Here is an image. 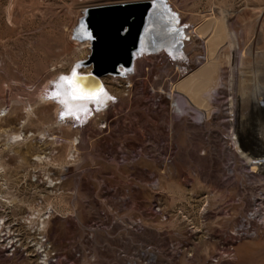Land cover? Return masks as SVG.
I'll list each match as a JSON object with an SVG mask.
<instances>
[{"label": "rangeland", "instance_id": "374dc122", "mask_svg": "<svg viewBox=\"0 0 264 264\" xmlns=\"http://www.w3.org/2000/svg\"><path fill=\"white\" fill-rule=\"evenodd\" d=\"M142 1L153 0H0V126L35 134L0 148V219L18 247L0 264L48 263L36 246L42 219L26 222L33 213L44 215L55 264H264V176L233 143L245 157L262 150L254 137L264 110L253 101L264 90V0H167L191 33L184 59L147 55L131 87L129 75L103 77L115 100L80 125L59 127L55 103L40 98L89 59L90 44L74 34L88 8ZM221 16L237 46L224 42L197 107L194 93L174 89L208 63V38L196 30ZM25 104L36 116L24 119Z\"/></svg>", "mask_w": 264, "mask_h": 264}, {"label": "bare ground", "instance_id": "6f19581e", "mask_svg": "<svg viewBox=\"0 0 264 264\" xmlns=\"http://www.w3.org/2000/svg\"><path fill=\"white\" fill-rule=\"evenodd\" d=\"M151 2H153V10H152L149 22L146 26L145 34L142 38L141 47L135 53L133 67L131 69H127L123 66H120L119 72L117 74H115V75H120V76L129 75L126 79L128 87H131L130 80H131L132 74H134L133 72H136L135 70H137V66H138L139 61L143 60L144 57L146 58V56L149 54H151V55H156V54L158 55L159 54V55H164V56L169 55V57L171 56L172 58H175L176 60L181 61L184 59L185 54H186L185 50H186L187 42L190 41V34L191 33H188V30L182 24L180 18L178 17V15L174 11V9L171 7L170 2L167 0H153ZM196 33L199 35L200 38H208L207 39V46H206L208 48V57H207L208 63H206L203 66V68L196 75H194L190 80L186 81V83H187L186 85H181V84L179 85L178 84L174 90H177L179 88L178 90H182L185 93H190V92L194 93L195 98L192 99L191 103L197 107H204L205 102L201 99L200 95H202V93L204 92V89L207 86H209L210 84L213 83L214 78L217 76V72L220 69L219 51L221 50V48L224 47V45H225L224 42L226 40H229L227 42V44H229L228 46L230 47L231 51L235 50V48L237 46V42H236V37L234 36V33L232 34L227 30L224 16L222 18H212L205 26H203L200 29H197ZM74 34H75L76 38L79 39L80 41H85V43H83V44L86 45V48L89 47V44L91 46L89 34L85 30V27L82 24V20L80 21V23H79L78 27L76 28ZM245 62H242L241 64H239L240 69L248 65L249 62L248 63L246 62L247 65ZM230 66L234 67V62L230 61ZM74 68L78 74H89L92 70L90 67V70L89 71L87 70V73L81 72V69L86 68V67L80 65L79 63H77ZM73 69H72V71H73ZM72 71L68 75H64V76L69 77L68 83H70V75L72 74ZM260 73H261V71H260ZM262 73H264V71H262ZM231 76H233V75H231ZM60 77H58L57 79H54L52 81L51 87L48 88L46 94L41 95L40 98H41V100H50V101L52 100L53 103H55V105H56V113L55 114L57 115V124L61 128L67 127L69 124H72V125L73 124H77V125L82 124L83 118L86 115L87 116L88 115L95 116L98 114L105 113V111L109 108L110 104L115 100V96L107 90L106 86L104 85L103 78H102L101 82H102V85L104 88V94L98 100L101 103H98V101H81V102L72 103V105H66V104L59 103L58 100H61V99L71 100V98L68 96V90L70 89L68 87V85H63V87H61V88L56 87L58 82L61 84H64V82L60 81ZM206 81H208L210 83H208V82L206 83ZM231 81H233V80H231ZM259 86H260V84H259ZM65 89H67V94L65 92ZM7 91H9V90H7ZM57 92L59 93V96L57 98L53 99L52 98L53 93H57ZM108 97H112V99H109ZM177 104L180 107L184 108V106H185L184 99L181 98ZM69 107L71 108L70 113L68 112ZM253 108L255 110H264V90H261L260 96L253 101ZM35 112L36 111H34V108L31 104H29V105L25 104L26 116L24 117V119L26 120L32 116H36ZM61 113H65V115L62 117ZM102 117H103V115L101 116V118ZM86 119H88V118H86ZM22 123H25V121L19 122L16 124L20 125ZM48 127H49V125L47 126V128ZM52 129H53V127H52ZM24 131L25 130L23 129L22 125L18 126V127H16V126L11 127L9 129L2 128L0 126V134H2L4 136V143H3V145L0 146V148L2 150H5V149H9V148L13 147V145L19 146L20 144H22V143L24 144L25 142H27L29 139L31 140V138L33 136H35V134L32 132L28 133V132H24ZM77 131H78V129H77ZM45 133H44V131H42L38 135H36V136H40L39 141L38 142L36 141L37 144L39 143V145H40L38 148H41L42 144H44L45 140H47V138H46L47 136ZM255 135H256L254 137L255 143L257 144V146L259 148L264 150V134H262L261 132H256ZM74 136H76V135H74ZM42 140H44V142ZM233 141H234L233 143H235L236 150L238 151L240 156L243 159H245L246 164L251 166L253 172L260 174V176H264V152H262V150H260L261 152H257V151L255 152L254 151L253 153H251V157H245L246 154L242 152L244 149H246L245 146L242 145L241 143L239 144L236 137H233ZM32 142L34 144L36 143L33 140H32ZM78 142H79V139L77 136L72 139L73 145L78 144ZM19 148H20V146H19ZM33 156H35L33 160H36V162L37 161L42 162L43 159H46V157L40 155L37 152H34ZM72 157H73V155H72ZM0 171L1 172L3 171L2 164H0ZM47 176H48L47 182H48L49 187L51 188V187L56 186L57 183L54 182V180L51 177H49V174ZM2 197H3V195L2 196L0 195V206L2 205L1 204ZM31 216H32L31 221L26 220V222L29 224H31L33 218L38 217L39 219H42V225L40 224V227L38 226V228H36V232H38L37 234L41 235V230L44 228V221L45 220L42 218V216H44V215L39 216V214L33 213ZM34 216H36V217H34ZM4 220L5 219H0V234L2 231H5L6 233H10V226H8L5 223L6 220L5 221ZM36 246H37V252H39L40 250H43V246H42L41 242H38L36 244ZM43 253L44 254L41 255V258H42V260H46V258L48 257L47 255L49 253L46 250Z\"/></svg>", "mask_w": 264, "mask_h": 264}, {"label": "water", "instance_id": "95a60500", "mask_svg": "<svg viewBox=\"0 0 264 264\" xmlns=\"http://www.w3.org/2000/svg\"><path fill=\"white\" fill-rule=\"evenodd\" d=\"M153 2L142 1L88 8L82 24L89 34L91 54L80 65L92 66L89 74H78V80L64 83L70 88L72 103L98 101L104 94L101 79L119 72L120 66L131 69L135 53L140 49ZM102 90V91H101ZM93 93L94 98L73 97L72 92Z\"/></svg>", "mask_w": 264, "mask_h": 264}, {"label": "built area", "instance_id": "2783aa9c", "mask_svg": "<svg viewBox=\"0 0 264 264\" xmlns=\"http://www.w3.org/2000/svg\"><path fill=\"white\" fill-rule=\"evenodd\" d=\"M2 116L0 117H5L6 113L5 111H2ZM38 240L39 242L42 243L43 250H40L38 254L43 255L44 251L46 250L49 253L50 244L47 240V238L44 235H38ZM17 239L13 234H8L5 231H2L0 234V253L5 256V257H12L14 253L17 251ZM48 262L47 264H55L54 262H49L48 259H46Z\"/></svg>", "mask_w": 264, "mask_h": 264}, {"label": "snow or ice", "instance_id": "6c2138e0", "mask_svg": "<svg viewBox=\"0 0 264 264\" xmlns=\"http://www.w3.org/2000/svg\"><path fill=\"white\" fill-rule=\"evenodd\" d=\"M78 67V66H77ZM78 80V76H77V73H76V70L75 68L73 69L72 71V74H71V81L73 83H75L76 81ZM60 81L61 82H64L65 84L69 82V77L67 76H61L60 77ZM57 88H61L63 87V84L61 83H57L56 85ZM102 91V90H101ZM65 92L67 94V89H65ZM71 95L75 98V97H85L87 99H92L94 98V94L93 93H84L83 91H75V92H72ZM106 95V94H105ZM59 96V93H53V96L52 98L55 99ZM109 99H112V97H108ZM59 103H62V104H66V105H72V101L71 100H58ZM98 103H101L100 101H98ZM71 111V108L69 107L68 108V112L70 113ZM65 115V113H61V116L63 117Z\"/></svg>", "mask_w": 264, "mask_h": 264}]
</instances>
